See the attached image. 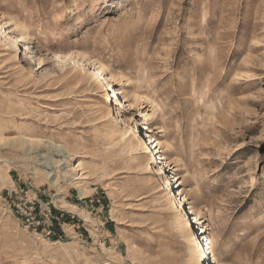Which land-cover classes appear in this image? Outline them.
I'll return each instance as SVG.
<instances>
[{
    "label": "rangeland",
    "instance_id": "374dc122",
    "mask_svg": "<svg viewBox=\"0 0 264 264\" xmlns=\"http://www.w3.org/2000/svg\"><path fill=\"white\" fill-rule=\"evenodd\" d=\"M125 1L0 0V264H264V0Z\"/></svg>",
    "mask_w": 264,
    "mask_h": 264
},
{
    "label": "bare ground",
    "instance_id": "6f19581e",
    "mask_svg": "<svg viewBox=\"0 0 264 264\" xmlns=\"http://www.w3.org/2000/svg\"><path fill=\"white\" fill-rule=\"evenodd\" d=\"M131 5H132L131 0H126L125 4L121 7L118 14L116 15V18H117L116 20H122L123 18H125L127 16V14L129 13V11L131 10ZM61 85H62V83H58V85H56L55 87L48 88V89L56 90V89L60 88ZM190 96H191V99L193 100V102L194 101H200V91L196 86L192 87L191 92H190ZM136 97L139 101H143V102L151 99V97L147 93H139L138 92V93H136ZM188 224L189 223L187 221V222H185V224L183 226L187 227ZM189 229H187V235H188L190 241L193 243V245H195L194 243H196V239L193 236L194 234L191 233V231H189ZM207 230H208L209 237L214 241V246L212 247V251H211V253H212L211 263L220 264L221 260L219 259V254L222 253V251L224 249L225 250L228 249L231 246L232 242L229 241V242L220 243L221 240L223 239V236L225 233V228H224L223 222H219L215 226H209ZM198 247L199 246H197V244H196V246L192 247L193 253L196 254L197 256L199 255L198 257H203V254Z\"/></svg>",
    "mask_w": 264,
    "mask_h": 264
}]
</instances>
